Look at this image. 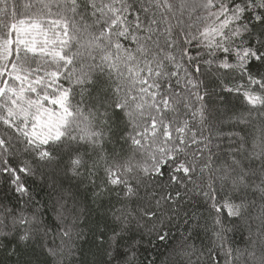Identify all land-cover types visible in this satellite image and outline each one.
I'll return each instance as SVG.
<instances>
[{
  "label": "snow or ice",
  "instance_id": "obj_1",
  "mask_svg": "<svg viewBox=\"0 0 264 264\" xmlns=\"http://www.w3.org/2000/svg\"><path fill=\"white\" fill-rule=\"evenodd\" d=\"M0 179V264H264V0H0Z\"/></svg>",
  "mask_w": 264,
  "mask_h": 264
},
{
  "label": "trees",
  "instance_id": "obj_2",
  "mask_svg": "<svg viewBox=\"0 0 264 264\" xmlns=\"http://www.w3.org/2000/svg\"><path fill=\"white\" fill-rule=\"evenodd\" d=\"M229 100L233 106H240V101L238 99L229 97ZM70 168V157L68 155H62L59 168H46L42 170L44 173L43 175L37 174L35 177L27 178L28 187L34 198L35 204L41 210L45 211V219L49 221L55 219L56 216V213L53 211V206L57 200V195L53 188V184L56 185L57 189L62 187L65 192L70 191L75 195L84 207L87 217V226L84 227L86 239L81 242V250L84 258L91 260L92 256L90 249H92V234L88 232V228L94 227L95 221L99 218L96 211L97 206L92 203V195L88 188L85 185L79 184L78 180L72 177ZM0 198H4L6 201L15 204L19 198V194L13 192L11 186L5 180L0 179ZM234 238L242 244L240 233H237ZM53 239L57 244L60 243L59 237L56 236L54 232L50 234L48 242L51 243ZM171 243H174V241L162 242L152 252V258L156 260V264H163L167 259L168 248Z\"/></svg>",
  "mask_w": 264,
  "mask_h": 264
}]
</instances>
